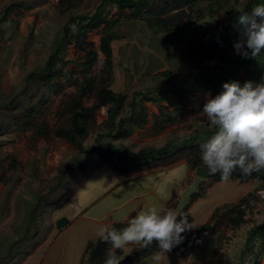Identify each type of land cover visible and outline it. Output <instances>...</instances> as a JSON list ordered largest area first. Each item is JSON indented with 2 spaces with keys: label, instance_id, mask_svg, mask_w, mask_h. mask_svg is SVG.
<instances>
[{
  "label": "rangeland",
  "instance_id": "rangeland-1",
  "mask_svg": "<svg viewBox=\"0 0 264 264\" xmlns=\"http://www.w3.org/2000/svg\"><path fill=\"white\" fill-rule=\"evenodd\" d=\"M208 2L178 6L171 0H144L138 12V7L120 10L111 2L98 25L85 20L71 29V40L51 74L28 78L49 59L65 22L90 16L100 0H0V264H79L101 226L132 219L151 206L187 215L193 227L185 232L205 222L211 228L190 250L173 246L131 264H264L261 237L241 258L249 231L264 218V184L198 176L195 162L201 160V149L194 140L183 142L214 129L202 111L214 97L208 85L197 82L189 92L186 85L197 73L204 78L224 71L193 69L195 63L225 65L224 51L201 59L210 33L220 32L228 19L224 12L209 14ZM175 15L184 24L190 18L196 22L170 31L155 22L159 16ZM115 17L119 22L114 31L123 35L110 39L108 68L100 44L106 23ZM90 42L97 51L92 64ZM229 50L235 53L225 48ZM163 68L169 76L155 74ZM236 77H245L242 68ZM103 82L125 96L120 106L108 103L88 120L74 119V101L94 106ZM183 82L186 87L178 91L186 93L179 98L173 86ZM135 91L142 95L134 97L133 121L117 129L118 118L131 112ZM98 142L116 145L127 156L168 142L175 145L164 156L137 161L118 158ZM83 155L87 159L81 162ZM235 205L244 208V220L236 227L228 221V209ZM131 211H136L133 217ZM61 216L68 222L57 229ZM141 247L129 244L120 259L134 256Z\"/></svg>",
  "mask_w": 264,
  "mask_h": 264
},
{
  "label": "trees",
  "instance_id": "trees-1",
  "mask_svg": "<svg viewBox=\"0 0 264 264\" xmlns=\"http://www.w3.org/2000/svg\"><path fill=\"white\" fill-rule=\"evenodd\" d=\"M144 0H100V3L98 7L95 9V11L90 15H83L76 18H69L62 28V35L60 39L58 40V43L50 55L49 59L46 61L45 65L37 71L30 72L27 77H40L47 74H51L53 71V68L58 60V57L63 50L64 46L71 40V29L75 26H78L80 24V21L87 20L90 23V26L98 25L103 17L102 14L106 8V6L114 2L118 9L124 10L126 8L132 9L133 11L137 12L141 10V8L144 7V4L141 6L139 3ZM175 2L178 6H181L182 4H186L187 6L190 5L191 1L194 0H171ZM256 4H264V0H248V3L246 5V10L250 11L252 7ZM139 5V6H138ZM238 6V8L232 12L231 10ZM138 7L136 10L135 8ZM240 1L239 0H209L208 2V11L209 14L213 15L214 13L224 12L228 16V19L225 21L223 29L218 31H213L210 33L208 39L206 40L207 48L204 55H201V59H207L209 57H213L214 55L220 54V52L224 51V55L221 56V59L224 61V64H220L217 62L214 64V66H211L210 64H198L195 63L193 69L203 68V69H219L224 71L215 72L212 71L209 73V76H203L204 78L200 77V74H195L191 77V82L188 80L186 85L189 89L187 92L192 90V88L197 84V82H202L206 86L208 85V89L211 91V93L216 96L221 91H223V83L222 80H227L229 83L233 81H237L243 86V84L246 81H252L256 82L259 80L264 81V52H262L259 56L256 58H243L242 56L236 54V51L234 49V43L237 42L239 39L242 38V33L244 31V28L240 26L237 23V18L239 15V9H240ZM187 11L189 12L190 9L187 8ZM186 15V13H184ZM150 17V15H149ZM203 17V14L199 15L197 19H201ZM119 22V18H114L110 21H108L104 27V33L105 35L101 38V44H100V50L105 54V66L108 68L111 64V47H110V39L112 38V35L110 34L111 31H113ZM155 22L158 23V26H160L165 31L170 30H182L183 28H188L191 25H194L196 22V19L190 18L188 21H183L182 16L175 15V16H169V17H161L155 18ZM85 39V36H83ZM219 43L224 44L223 47H219ZM80 45V43H78ZM90 44V50H87V56L90 58L89 63H93L97 58V51L92 45V42ZM225 48H230L235 53L230 54L229 51H225ZM107 68V69H108ZM242 68V70L245 73L244 78H238L236 77V74L238 73V70ZM163 74L166 76H169L170 73L166 70H162L160 72H156L155 74ZM183 83H177L175 86L176 90L174 91L176 96L181 98L184 93L186 92H179L178 88L180 87H186V85ZM190 86V87H189ZM219 90V91H218ZM136 95H142V92L135 91L133 92V99L131 100V112L127 116H120L117 120L116 126L117 129L122 128L126 125L128 122L133 121V112L132 109L135 105V99L134 97ZM124 95L122 93H115L110 87L108 83L103 82L100 86V88L97 91L96 94V104L92 107H83L78 100L74 101L73 103V109L75 110L73 113L74 119H82V120H88L92 118L94 111L103 105H106L108 103H113L115 107L120 106L122 101L124 100ZM174 109L179 110L180 107L177 104L176 100L172 99V103ZM144 112L141 109V113ZM142 120V119H141ZM143 120H144V113H143ZM109 121L112 123L114 122V112H110L109 115ZM141 122V121H140ZM139 125H141V123ZM215 129L202 131L201 133L190 137L187 140H184L183 142H191L196 141V145L198 147V150L201 149L200 145L204 142H206L209 138H211L215 134ZM179 144H184V143ZM175 144L173 143H165L158 147H150L148 149H145L144 151L140 153H134L130 156L124 155L120 152V148L116 145H111L107 143L98 142V146L101 149L113 152L116 154L118 158L121 159H133L137 161H145L147 159H152L154 157L164 156V154L167 152V150L170 147H173ZM87 155H83L79 158V160L85 161L87 159ZM196 166L197 165H203L202 160H196ZM231 177L236 178L240 182H246L247 180H255L259 181L264 184V170H261L259 172H253L250 176H245L241 174V171L239 168H237L235 171H233ZM213 178L218 181L220 179V174L217 173L213 176ZM196 196H199V193H195ZM243 198V197H242ZM42 200V197H38L37 203H39ZM218 209H215L212 216H216ZM230 209V210H229ZM228 209V221L232 226L236 227L238 226L244 219V208L235 205L234 207H231ZM226 212V211H225ZM133 216V215H132ZM127 222H114L110 226L119 229H122L127 226ZM211 228L210 224H207V222L203 224H199L196 226L193 230L190 232L184 234L182 242L175 244L174 249H177L180 246H183L184 249L190 250V247L198 241V239L201 237V235L205 234V231ZM256 237L263 238L264 241V218L260 222V224L256 225L255 227L251 228L249 231V235L245 241V249L242 251V257L248 252L247 249L252 248L254 245L253 242L255 241ZM111 247L109 243H105L99 236L95 239L88 240L86 247L83 251V254L81 256L79 264H104V260L106 258V254L108 249ZM156 251H160L158 244L156 242H153L148 247H141V249H138L134 256L132 257H124L121 259V264H131L135 259L150 254ZM122 253V250L118 251V255L120 257Z\"/></svg>",
  "mask_w": 264,
  "mask_h": 264
},
{
  "label": "clouds",
  "instance_id": "clouds-1",
  "mask_svg": "<svg viewBox=\"0 0 264 264\" xmlns=\"http://www.w3.org/2000/svg\"><path fill=\"white\" fill-rule=\"evenodd\" d=\"M247 3L240 0L237 23L244 31L234 49L243 58H256L264 52V4H256L248 11ZM202 111L216 130L200 145L201 160L209 176L219 173L221 181L227 182L237 168L245 176L264 170V82L246 81L243 86L237 81L224 83L223 91L209 98ZM192 227L182 212L156 206L140 211L122 229L103 225L97 235L111 245L104 264H121L117 253L129 244L148 247L156 242L166 253Z\"/></svg>",
  "mask_w": 264,
  "mask_h": 264
},
{
  "label": "water",
  "instance_id": "water-1",
  "mask_svg": "<svg viewBox=\"0 0 264 264\" xmlns=\"http://www.w3.org/2000/svg\"><path fill=\"white\" fill-rule=\"evenodd\" d=\"M111 35L113 36H122L123 35V31L122 30H116V31H111L110 32ZM205 165H197L195 167V173L198 175V176H201V177H204V178H207V177H213V176H209L207 171L205 170ZM68 222V219L64 216H61L59 218L56 219L55 221V227L57 229H60L61 227H63L66 223Z\"/></svg>",
  "mask_w": 264,
  "mask_h": 264
},
{
  "label": "crops",
  "instance_id": "crops-1",
  "mask_svg": "<svg viewBox=\"0 0 264 264\" xmlns=\"http://www.w3.org/2000/svg\"><path fill=\"white\" fill-rule=\"evenodd\" d=\"M119 30V29H118ZM165 68H163L162 70H164ZM155 72V71H154ZM133 79H135V77H133ZM125 80L123 79V82H124ZM112 89V88H111ZM113 90V89H112ZM114 91V90H113ZM136 213V211H131L130 212V216L131 217H133L134 216V214ZM133 215V216H132ZM130 220V218L128 219H126V220H124V221H121V222H125V221H129ZM186 233H188V232H185V233H182V234H186ZM159 252V251H158ZM153 253H157V252H153Z\"/></svg>",
  "mask_w": 264,
  "mask_h": 264
}]
</instances>
